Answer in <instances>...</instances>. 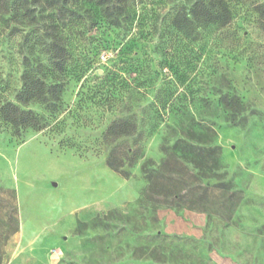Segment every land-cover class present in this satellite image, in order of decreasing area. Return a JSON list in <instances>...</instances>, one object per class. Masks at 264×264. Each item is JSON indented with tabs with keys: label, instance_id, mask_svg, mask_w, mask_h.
I'll use <instances>...</instances> for the list:
<instances>
[{
	"label": "rangeland",
	"instance_id": "obj_1",
	"mask_svg": "<svg viewBox=\"0 0 264 264\" xmlns=\"http://www.w3.org/2000/svg\"><path fill=\"white\" fill-rule=\"evenodd\" d=\"M197 1L10 0L55 26L0 39V264H264V0L192 39L170 24ZM40 40L65 91L22 85ZM128 110L136 132L108 137Z\"/></svg>",
	"mask_w": 264,
	"mask_h": 264
},
{
	"label": "trees",
	"instance_id": "obj_2",
	"mask_svg": "<svg viewBox=\"0 0 264 264\" xmlns=\"http://www.w3.org/2000/svg\"><path fill=\"white\" fill-rule=\"evenodd\" d=\"M131 1L132 3L136 2V0H114L113 4L108 6V10H112L113 12L125 10L130 6ZM9 2L10 0H0V21H7L8 14L10 13L16 18L19 16L22 18L29 17L31 20L11 30H9L6 25L0 26V39L2 37H10L11 34L19 37V39L30 38V36L31 38L47 37L50 30L55 26L53 21L51 22L50 20L51 16H53V11L50 10L49 7H43L39 13L43 18L48 20L37 24L35 20L37 16L34 14V11L27 10V12H24L25 14H21L19 10L17 8L14 9V6L10 5ZM182 11L174 15L170 25L181 33L186 34L188 37L190 36L192 39L198 38L204 32H208L210 28H214V26L220 25L226 27L231 25L232 13L226 7V2L224 0H198L189 12ZM131 23L132 19L130 17L122 18V20L115 17L112 24H124V27L128 28ZM29 45L30 52L32 53L35 51L36 47H43L46 51L44 59L49 68L44 72L42 70V62L31 64L26 57L23 58L22 85H36L40 88L46 87L52 92L57 89L65 91L66 84L71 81L73 74L63 69L57 59L58 54L62 53L64 48L60 47L59 51H52L56 50L59 45L55 42L47 43L45 40L35 41ZM126 106L127 105H124V107ZM240 108V104H238L236 107H232L230 112L236 114L237 111L241 110ZM2 109L0 108V113H2ZM130 113L131 112L128 110L126 114L119 115L113 120L107 129L108 137H112L116 140L121 137L130 136L136 132L137 116L134 114L130 115ZM109 164L112 167H116L111 159H109Z\"/></svg>",
	"mask_w": 264,
	"mask_h": 264
},
{
	"label": "crops",
	"instance_id": "obj_3",
	"mask_svg": "<svg viewBox=\"0 0 264 264\" xmlns=\"http://www.w3.org/2000/svg\"><path fill=\"white\" fill-rule=\"evenodd\" d=\"M212 143H213V137L212 136H207V138L200 139V141L198 143L199 149L202 152H207L208 151V153L212 155V153L214 152V146H213L214 144H212ZM207 144L209 146L205 147ZM204 150H206V151H204ZM195 151H198V150L196 149ZM214 162L216 164V170L218 169V172H221L222 170L220 169V166H221L220 160H218V161L214 160ZM217 173H215V175H217Z\"/></svg>",
	"mask_w": 264,
	"mask_h": 264
}]
</instances>
